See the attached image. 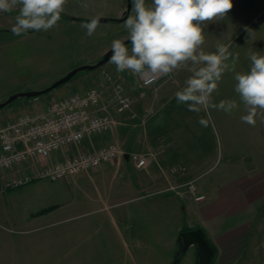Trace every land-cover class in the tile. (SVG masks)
Here are the masks:
<instances>
[{
    "label": "crops",
    "instance_id": "obj_1",
    "mask_svg": "<svg viewBox=\"0 0 264 264\" xmlns=\"http://www.w3.org/2000/svg\"><path fill=\"white\" fill-rule=\"evenodd\" d=\"M249 16L241 19L243 25ZM260 28L264 35V25ZM239 30V23L233 22L229 36ZM262 37L260 44L264 49ZM109 65L113 64L107 62L99 70L80 75L73 83L75 90L67 94L85 92L91 87L102 91V105L119 124L110 132L86 138L82 148L89 151L117 143L125 155L66 180L52 181L59 185L56 191L38 186L39 181L25 185L23 190L5 189L3 176L55 163L76 153V149L56 151L50 157L0 172V199L11 196L8 204H0V264H146V252L159 253L160 248L169 254L162 257V264H171V251L178 247L177 237L189 228L204 232L216 246L215 257L219 255L220 260L238 257L251 228L247 224L252 225L259 211L264 210V166L243 175L230 158L231 166L226 168L230 174L225 179L216 177L214 183L198 187V193L209 195L204 201H196L182 188L171 190V183L195 180L206 170L198 169L207 160L201 145L198 144L201 152L192 153L191 144L186 142L191 139L190 134L204 131L203 126L180 120L196 114L178 103L174 95L184 86L188 77L184 74L188 72L178 70L151 87L135 83L134 93L123 87L132 100V108L121 112L114 98L115 84L121 82L105 71ZM102 74L105 89L104 83L99 84ZM63 94H57L58 98L66 96ZM48 97L7 107L5 115L0 113V126L22 114L43 112L51 102L47 103ZM17 109L24 110L14 115ZM241 114L234 110L232 116L238 118ZM260 148L264 155V145L260 144ZM131 152L147 154V165L137 168L128 156ZM172 165L182 174H173ZM182 165L188 167V172Z\"/></svg>",
    "mask_w": 264,
    "mask_h": 264
},
{
    "label": "rangeland",
    "instance_id": "obj_2",
    "mask_svg": "<svg viewBox=\"0 0 264 264\" xmlns=\"http://www.w3.org/2000/svg\"><path fill=\"white\" fill-rule=\"evenodd\" d=\"M83 3L88 4L86 9L81 7ZM147 3H151V0H147ZM232 3L233 8L222 20L208 22L205 28L203 49L206 52H214L217 43L230 44L229 50L234 55H238L236 71L243 72L249 69L248 56L250 51L263 54L264 49L262 43L260 44V39L263 40L262 36L264 35L260 27L264 25V0H232ZM129 5L131 7L130 15L133 8L132 0H68L65 11L56 27L48 31H29L21 36H16L11 32V27L15 22L14 18L18 14V8L11 12H0V102L17 92L44 89L76 66L98 62L104 55L103 51L111 46L114 39H122L128 34L124 27V21L127 18L113 20L112 17H109L106 22H99V26L92 36H87L80 25L93 17H103L106 14L116 15V19L122 18ZM248 14H250L248 21L243 25L241 19ZM232 21L234 24L239 23L240 30L236 35L229 36L231 35L229 32ZM246 29H250L253 34L249 36ZM126 46L131 47L130 43ZM106 64L93 70L80 71L67 83L38 97H19L12 106L18 102L34 98L49 96L48 103V101L60 99L61 97L58 98L57 94L64 93L63 95L66 94L67 96L69 95L68 92L75 90L76 87L73 83L80 75L99 70ZM105 71L111 74L118 83L121 82V85L126 87L130 93L135 92V83H140L139 76L130 71L117 72L114 64L107 66ZM103 76L102 74L99 84L102 86L104 83L103 88L105 89L107 84H105ZM184 76H189V73H185ZM233 76L234 73L231 72H226L223 75L218 85V93L213 94V102L236 100L238 107L234 110L242 112V116L247 113L244 105L239 101L238 94L234 91ZM55 92L58 93L55 94ZM22 110L24 109H17L14 115L21 113ZM209 111L210 118L203 110L199 113L195 112L196 116H191L190 119L184 116L180 118L181 121L183 119L189 120L192 125L197 127L201 126L198 123L201 117L209 119V124L203 126L204 131L198 130V132L190 134L191 139L186 141L191 144L192 153L201 152L198 149V144H200L203 154H206L207 160H204L205 162L198 167V169H206L205 173L194 181L197 191L202 184L214 183L216 177L225 179L230 174L226 169L231 166L228 164L230 158L238 164L236 167L243 175L253 168L257 169L264 166L263 148H260V144L264 145V123L261 122V118L258 116L256 125L250 126L241 121V116L236 118L235 115L232 116V113L226 114L222 110L210 109ZM0 113L5 115L7 107L1 108ZM250 154L253 158L249 157ZM175 167L177 166H171V172L175 175L180 174V169L173 170ZM184 169V172H188V167ZM43 180H38L39 183L36 184L46 190H59L57 182ZM179 183H171V187L180 185ZM26 186L13 189L14 191L23 190ZM182 189L192 196L186 186ZM10 198L9 195L1 197L0 204H8ZM206 198H209V195H206ZM247 216L251 217L252 213H247ZM250 224L251 222L247 224L251 228L247 241L241 245L240 255L229 260H220L219 255L216 257L214 255L210 264H264V210L259 211L254 223ZM244 228L242 229L243 233L246 232V227ZM36 234L39 233H34V235ZM177 238L178 247L175 252L171 251V264H198L196 246L192 245L185 249L182 236L179 235ZM208 243L216 254V246L209 240ZM162 249L158 250L160 254L148 250L150 252L145 254L146 259L148 257L146 264H162V257L169 255L167 252L163 253Z\"/></svg>",
    "mask_w": 264,
    "mask_h": 264
},
{
    "label": "clouds",
    "instance_id": "obj_3",
    "mask_svg": "<svg viewBox=\"0 0 264 264\" xmlns=\"http://www.w3.org/2000/svg\"><path fill=\"white\" fill-rule=\"evenodd\" d=\"M68 0H0V12L18 8L11 32L16 36L29 31H48L58 25ZM132 14L124 21L127 37L111 42L110 63L117 72L130 71L145 76H170L186 70L189 76L184 86L174 93L178 103L189 111L210 109L231 114L238 107L236 100L213 102L218 85L226 72L234 73V91L246 110L241 121L255 126L257 117L264 123V54L250 51L247 71H236L238 55L229 49L230 44L217 43L214 52H206L205 28L208 22L222 20L233 8L232 0H132ZM87 8L88 4H81ZM99 17H93L80 27L92 36ZM249 36L253 34L246 29ZM130 41L131 47L126 46ZM201 126L209 119L201 117Z\"/></svg>",
    "mask_w": 264,
    "mask_h": 264
},
{
    "label": "built area",
    "instance_id": "obj_4",
    "mask_svg": "<svg viewBox=\"0 0 264 264\" xmlns=\"http://www.w3.org/2000/svg\"><path fill=\"white\" fill-rule=\"evenodd\" d=\"M164 77H139L140 86H154ZM114 98L118 111L132 108V100L121 84H115ZM102 101V91L91 87L85 92H75L52 100L46 110L39 114H22L1 125L0 172L13 170L33 159L50 157L56 151L76 149V153H65L66 156L55 163L35 166L31 171L19 175L3 176V187L18 188L41 179L66 180L125 155L126 152L117 143H108L89 151L82 148L86 138L110 132L119 124L102 105ZM128 156L137 168L145 167L149 161L147 154L139 152H131ZM177 169L175 167L173 170ZM194 181L170 189L179 190L186 186L196 201L206 199L205 194L198 193Z\"/></svg>",
    "mask_w": 264,
    "mask_h": 264
},
{
    "label": "water",
    "instance_id": "obj_5",
    "mask_svg": "<svg viewBox=\"0 0 264 264\" xmlns=\"http://www.w3.org/2000/svg\"><path fill=\"white\" fill-rule=\"evenodd\" d=\"M130 5L127 7V10L124 12L123 17L121 20H124L127 18V16L130 13ZM100 22H106L108 20L107 17H99ZM126 44L131 43L130 41L125 40ZM112 55L111 48L107 50L103 57L96 63H88V64H82L79 66L74 67L71 71H69L67 74L62 76L60 79L56 80L54 83L49 85L48 87L41 89V90H32V91H25V92H17L13 95H11L6 100L0 102V109L7 107L12 102L16 101L19 97H38L42 94L51 92L52 90L56 89L57 87L67 83L70 81L78 72L83 70H93L96 69L107 62L110 61V57ZM183 238L184 247L185 249L189 248L192 245H195L197 248V257H198V264H210L213 260V257L215 255L214 250L210 247L208 240L204 234V232L199 228H189L186 230H183L180 234Z\"/></svg>",
    "mask_w": 264,
    "mask_h": 264
},
{
    "label": "trees",
    "instance_id": "obj_6",
    "mask_svg": "<svg viewBox=\"0 0 264 264\" xmlns=\"http://www.w3.org/2000/svg\"><path fill=\"white\" fill-rule=\"evenodd\" d=\"M90 20V19H89ZM113 20H121V18H118V19H116V18H113ZM76 76V75H75ZM13 103H15V101L14 102H12L8 107H10V106H12L13 105Z\"/></svg>",
    "mask_w": 264,
    "mask_h": 264
}]
</instances>
